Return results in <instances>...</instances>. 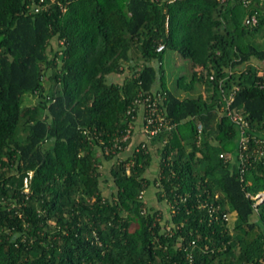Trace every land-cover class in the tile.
I'll return each instance as SVG.
<instances>
[{
  "label": "trees",
  "instance_id": "obj_1",
  "mask_svg": "<svg viewBox=\"0 0 264 264\" xmlns=\"http://www.w3.org/2000/svg\"><path fill=\"white\" fill-rule=\"evenodd\" d=\"M263 23L264 0H0V264H264ZM168 48L191 62L177 87L209 97L167 88ZM158 94L175 127L133 144Z\"/></svg>",
  "mask_w": 264,
  "mask_h": 264
},
{
  "label": "rangeland",
  "instance_id": "obj_2",
  "mask_svg": "<svg viewBox=\"0 0 264 264\" xmlns=\"http://www.w3.org/2000/svg\"><path fill=\"white\" fill-rule=\"evenodd\" d=\"M247 38L261 46L264 45V23ZM254 63H256L259 66L261 64L256 61ZM191 69H192L191 62L188 59L184 58L177 50L171 48L166 49L163 59V71H164L165 83L167 88L172 92H175L180 97L201 96V95L205 97H209V95L212 94V87H209L208 84H205L203 82H199V81L195 82L192 90H186L183 87H177V80L180 77H185L186 82L190 80ZM126 73L130 74L129 72ZM259 73H263V71H260ZM124 76L125 74L123 75L112 74L109 76L110 77L109 79L112 81L122 82ZM157 86L159 87V82L156 84V87ZM26 98H27L25 100L26 104L37 102V98L33 96H27ZM155 155L158 157L157 150L155 151ZM110 165L111 162L109 161H105L102 165V172L104 176H107L106 179L102 181V189L105 195H109L112 192L113 181L109 173ZM150 169L153 172H155L157 169V165L156 164L153 165V167H151ZM149 175L152 178L155 177L154 173L149 172ZM154 186H151L149 190L146 192V198L149 202H151L155 206L160 207L164 211L165 215L169 216V208L166 204V201H160L158 199L157 187Z\"/></svg>",
  "mask_w": 264,
  "mask_h": 264
},
{
  "label": "built area",
  "instance_id": "obj_3",
  "mask_svg": "<svg viewBox=\"0 0 264 264\" xmlns=\"http://www.w3.org/2000/svg\"><path fill=\"white\" fill-rule=\"evenodd\" d=\"M170 1H175V0H170ZM224 1V0H222ZM243 4L245 6H249L252 3V0H242ZM259 23V17L257 16V14H251L249 15L246 19H245V24L249 27H253L258 25ZM166 48L164 43H160L157 47V51H162ZM261 75L263 73H260ZM213 78V76H212ZM223 83V80L221 81V85ZM238 90V87H235L234 92H232L228 97H225L226 101H227V105L225 106L226 110H227V114L232 118V120L236 123H238L241 126L242 129V136H241V160L242 162L245 160V151L248 149V143H249V137L245 136V129L248 128L249 124L248 122L244 119L243 115L233 111L230 108V105L232 103V99L233 96L235 94V92ZM162 100V95L158 94L157 98H152L150 95H145L142 98H138L136 99V101L134 102L135 105H138L139 107L141 106H146L147 110H146V114L144 116V126L142 129L143 135H144V139H143V143H142V147L146 146V142H149L150 139L157 135L158 133H160L162 130H172L173 127H175L174 124L170 123L168 121V119L166 118V115L164 112H162V110L159 108V101ZM203 126L202 123L199 122L197 124V130L198 133L200 135V133L202 132ZM131 132L129 131V133L123 137V140H127L128 138H130ZM258 149H257V156L261 157L264 154V150L261 148L263 145H258ZM120 147V146H119ZM221 157H223L224 159L228 160L230 159V155H227L225 153L221 154ZM32 175V173H30V176ZM29 177H25L24 178V185H25V191L27 192L29 190ZM144 193H142L141 196H143ZM249 196L254 200V207L257 210L258 209V204H260L261 202L264 201V191L257 193L256 195H250ZM224 219L227 221H230V216L228 214L224 215ZM170 229V227L168 228ZM192 257V254L190 255Z\"/></svg>",
  "mask_w": 264,
  "mask_h": 264
},
{
  "label": "crops",
  "instance_id": "obj_4",
  "mask_svg": "<svg viewBox=\"0 0 264 264\" xmlns=\"http://www.w3.org/2000/svg\"><path fill=\"white\" fill-rule=\"evenodd\" d=\"M133 144H136L137 142H140L142 139H144V135L142 132V128L139 125V122H137L135 126V132L133 134Z\"/></svg>",
  "mask_w": 264,
  "mask_h": 264
}]
</instances>
